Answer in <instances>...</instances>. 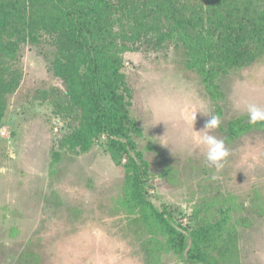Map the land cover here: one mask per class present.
<instances>
[{"label": "rangeland", "instance_id": "rangeland-1", "mask_svg": "<svg viewBox=\"0 0 264 264\" xmlns=\"http://www.w3.org/2000/svg\"><path fill=\"white\" fill-rule=\"evenodd\" d=\"M21 66L23 79L0 119V264H146L143 236L127 227L128 209L142 204L194 245L192 235L206 217L203 208L194 210L202 196L229 201L221 231L238 233L239 264H264V130L224 142L229 155L220 170L209 166L195 141L207 131L210 115L225 125L247 114L246 103L264 108V56L224 81L218 114L197 74L183 65L181 51L124 54L139 143L158 145L144 151L151 164L145 198L137 202L124 190L126 159L114 161L101 145L104 137L86 152L69 147L67 119L42 97L61 80L37 47L23 46ZM200 105L204 113L193 117ZM208 132L223 140L218 128ZM164 164L176 169L177 185L158 174ZM216 204L212 221L219 217L221 202ZM156 239L165 242L159 264H187L168 235ZM208 251L203 264H216V250Z\"/></svg>", "mask_w": 264, "mask_h": 264}, {"label": "trees", "instance_id": "trees-1", "mask_svg": "<svg viewBox=\"0 0 264 264\" xmlns=\"http://www.w3.org/2000/svg\"><path fill=\"white\" fill-rule=\"evenodd\" d=\"M26 45L37 47L61 80V87L42 97H50L55 111L67 119L69 147L86 152L104 137L101 145L111 158L126 159L124 190L137 202L145 198L151 164L144 151L158 145L139 143L142 132L130 113L134 94L124 54L181 51L183 65L197 74L217 113L224 81L264 56V0H0V119L23 79ZM257 129L264 130V123L251 124L247 114L218 127L226 144ZM164 165L158 174L177 185L176 169ZM217 202L219 217L212 221ZM225 202L202 196L194 204V210L203 208L206 214L204 226L192 235L194 245L159 214L145 213L140 203L137 210L128 209L127 227L143 236L146 264L160 263L165 242L156 239L159 235L169 236L187 264H203L208 250H216V264H239L238 233L221 231ZM209 227L210 235H204Z\"/></svg>", "mask_w": 264, "mask_h": 264}, {"label": "clouds", "instance_id": "clouds-1", "mask_svg": "<svg viewBox=\"0 0 264 264\" xmlns=\"http://www.w3.org/2000/svg\"><path fill=\"white\" fill-rule=\"evenodd\" d=\"M204 105L194 108L192 116L195 117L197 110L204 113ZM246 112L251 124L264 123V108H261L255 103H246ZM210 120L205 124L207 131L202 136H196L195 141L198 145L203 146L205 149L206 160L211 167L217 170L223 168V161L228 157L229 152L224 146V141L216 138L214 135L209 134L208 130H214L221 124L219 116L210 115Z\"/></svg>", "mask_w": 264, "mask_h": 264}]
</instances>
